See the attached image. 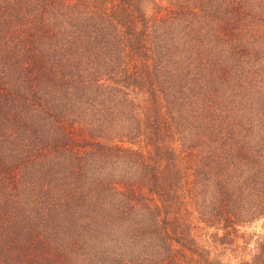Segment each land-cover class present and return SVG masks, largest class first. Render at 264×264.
I'll list each match as a JSON object with an SVG mask.
<instances>
[{"label":"trees","instance_id":"1","mask_svg":"<svg viewBox=\"0 0 264 264\" xmlns=\"http://www.w3.org/2000/svg\"><path fill=\"white\" fill-rule=\"evenodd\" d=\"M0 264H264V0H0Z\"/></svg>","mask_w":264,"mask_h":264},{"label":"rangeland","instance_id":"2","mask_svg":"<svg viewBox=\"0 0 264 264\" xmlns=\"http://www.w3.org/2000/svg\"><path fill=\"white\" fill-rule=\"evenodd\" d=\"M258 230H260V228H258Z\"/></svg>","mask_w":264,"mask_h":264}]
</instances>
